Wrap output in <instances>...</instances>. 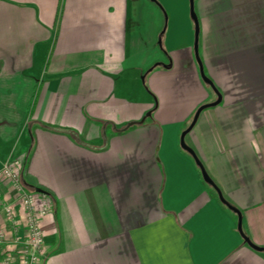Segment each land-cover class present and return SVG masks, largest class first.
Masks as SVG:
<instances>
[{
  "label": "crops",
  "instance_id": "1",
  "mask_svg": "<svg viewBox=\"0 0 264 264\" xmlns=\"http://www.w3.org/2000/svg\"><path fill=\"white\" fill-rule=\"evenodd\" d=\"M157 2L0 0V172L55 202L41 264H264L181 147L218 95L190 0ZM195 12L222 101L186 143L264 248V0Z\"/></svg>",
  "mask_w": 264,
  "mask_h": 264
},
{
  "label": "built area",
  "instance_id": "2",
  "mask_svg": "<svg viewBox=\"0 0 264 264\" xmlns=\"http://www.w3.org/2000/svg\"><path fill=\"white\" fill-rule=\"evenodd\" d=\"M25 161H7L0 172V264H41L46 250L43 222L54 214L55 202L47 193H35L24 182ZM12 196L8 201L5 186ZM11 242V245L9 244Z\"/></svg>",
  "mask_w": 264,
  "mask_h": 264
},
{
  "label": "water",
  "instance_id": "3",
  "mask_svg": "<svg viewBox=\"0 0 264 264\" xmlns=\"http://www.w3.org/2000/svg\"><path fill=\"white\" fill-rule=\"evenodd\" d=\"M152 2L158 4L157 0H151ZM191 3V17L195 23V53H196V58L197 61L200 65V70H201V76L203 81L209 85L214 91L215 93L218 95V101H216L215 103H210V104H206L203 105L202 107H200L198 109V111L196 112L194 119L190 125V127L184 131L181 135V147L184 151L188 152L195 160L197 166L199 167L203 180L205 181V183H207L209 186H211L213 189L216 190L220 201L228 207V209H230L232 212H234L237 216H238V230L239 233L242 235V237L244 238L245 242L254 250L259 251V252H264V248H261L259 246H256L255 244H253L251 242V240L245 235L244 230H243V215L242 213L236 209L235 207H233L224 197L222 191L219 189V187L216 185V183L213 181V179L210 177L209 173L207 172L205 166L203 165V163L200 161V159L198 158L197 154L195 153V151L186 143V136L193 130V128L195 127V125L198 122V119L201 115V113L209 108L215 107L218 104L221 103L222 101V97L221 94L219 93V91L216 89L214 83L206 76L203 66H202V62L201 59L199 57V35H200V26H199V20L198 17L196 15L195 12V0H190ZM151 113H149L147 115V117H150ZM146 121V118L143 119V121L141 123H144Z\"/></svg>",
  "mask_w": 264,
  "mask_h": 264
},
{
  "label": "trees",
  "instance_id": "4",
  "mask_svg": "<svg viewBox=\"0 0 264 264\" xmlns=\"http://www.w3.org/2000/svg\"><path fill=\"white\" fill-rule=\"evenodd\" d=\"M135 125H136V124H133L132 126H130L129 128L123 130L122 132H126V131L130 130L131 128L135 127ZM207 185H208V184H207ZM209 187H210V186H209ZM210 188H211V187H210ZM211 190H212L213 193L216 195V191H215L213 188H211Z\"/></svg>",
  "mask_w": 264,
  "mask_h": 264
},
{
  "label": "rangeland",
  "instance_id": "5",
  "mask_svg": "<svg viewBox=\"0 0 264 264\" xmlns=\"http://www.w3.org/2000/svg\"><path fill=\"white\" fill-rule=\"evenodd\" d=\"M147 16H148V12H147V11H145V17L147 18Z\"/></svg>",
  "mask_w": 264,
  "mask_h": 264
}]
</instances>
